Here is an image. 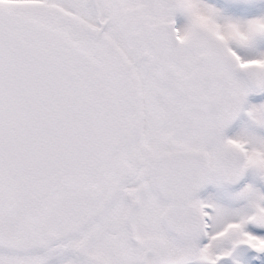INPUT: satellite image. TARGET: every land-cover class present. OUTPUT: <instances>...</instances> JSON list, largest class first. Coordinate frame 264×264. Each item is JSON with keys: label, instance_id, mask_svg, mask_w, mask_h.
<instances>
[{"label": "snow or ice", "instance_id": "6c2138e0", "mask_svg": "<svg viewBox=\"0 0 264 264\" xmlns=\"http://www.w3.org/2000/svg\"><path fill=\"white\" fill-rule=\"evenodd\" d=\"M0 264H264V0H0Z\"/></svg>", "mask_w": 264, "mask_h": 264}]
</instances>
